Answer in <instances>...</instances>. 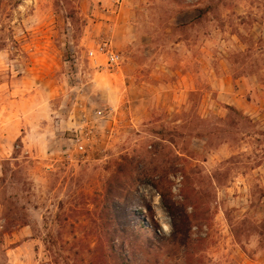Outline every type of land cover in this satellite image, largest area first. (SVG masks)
Segmentation results:
<instances>
[{
	"label": "rangeland",
	"instance_id": "obj_1",
	"mask_svg": "<svg viewBox=\"0 0 264 264\" xmlns=\"http://www.w3.org/2000/svg\"><path fill=\"white\" fill-rule=\"evenodd\" d=\"M0 209V264H264V0H0Z\"/></svg>",
	"mask_w": 264,
	"mask_h": 264
},
{
	"label": "built area",
	"instance_id": "obj_2",
	"mask_svg": "<svg viewBox=\"0 0 264 264\" xmlns=\"http://www.w3.org/2000/svg\"><path fill=\"white\" fill-rule=\"evenodd\" d=\"M90 54L91 57H96L97 54L107 56L108 65L111 67H118L122 63V56L118 52H115L108 42H104L97 50L91 51Z\"/></svg>",
	"mask_w": 264,
	"mask_h": 264
},
{
	"label": "crops",
	"instance_id": "obj_3",
	"mask_svg": "<svg viewBox=\"0 0 264 264\" xmlns=\"http://www.w3.org/2000/svg\"><path fill=\"white\" fill-rule=\"evenodd\" d=\"M19 89V88H18ZM21 101H23V99L21 100ZM30 107L32 106L33 107V103H30V105H29ZM32 114H30V116H31ZM38 116V115H37ZM36 115H33L31 118H35V117H37ZM29 131V130H28ZM21 132V134L23 135L25 132H24V130H22V131H20ZM25 138L23 137V140H24ZM0 214H1V209H0ZM21 247L19 246L18 248H15L14 250H12V252H15L16 251V249H20Z\"/></svg>",
	"mask_w": 264,
	"mask_h": 264
},
{
	"label": "trees",
	"instance_id": "obj_4",
	"mask_svg": "<svg viewBox=\"0 0 264 264\" xmlns=\"http://www.w3.org/2000/svg\"><path fill=\"white\" fill-rule=\"evenodd\" d=\"M202 12H203V11H201V13H202ZM154 186H155L156 188L159 189V185H157V184L154 183ZM162 196L165 198V196H164L163 194H162ZM167 207H168V209H171L169 205H168Z\"/></svg>",
	"mask_w": 264,
	"mask_h": 264
}]
</instances>
